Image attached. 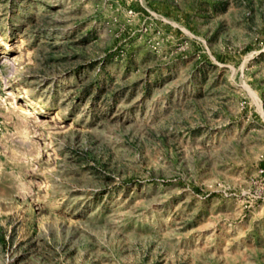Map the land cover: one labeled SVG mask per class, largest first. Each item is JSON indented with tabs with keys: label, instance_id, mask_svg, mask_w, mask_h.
<instances>
[{
	"label": "rangeland",
	"instance_id": "1",
	"mask_svg": "<svg viewBox=\"0 0 264 264\" xmlns=\"http://www.w3.org/2000/svg\"><path fill=\"white\" fill-rule=\"evenodd\" d=\"M0 264H264V0H0Z\"/></svg>",
	"mask_w": 264,
	"mask_h": 264
}]
</instances>
